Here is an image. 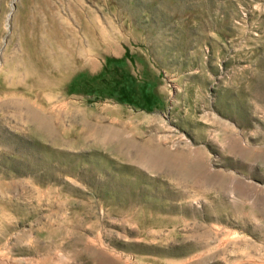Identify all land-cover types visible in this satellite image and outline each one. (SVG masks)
I'll use <instances>...</instances> for the list:
<instances>
[{
	"label": "rangeland",
	"instance_id": "1",
	"mask_svg": "<svg viewBox=\"0 0 264 264\" xmlns=\"http://www.w3.org/2000/svg\"><path fill=\"white\" fill-rule=\"evenodd\" d=\"M0 264H264V0H0Z\"/></svg>",
	"mask_w": 264,
	"mask_h": 264
},
{
	"label": "crops",
	"instance_id": "2",
	"mask_svg": "<svg viewBox=\"0 0 264 264\" xmlns=\"http://www.w3.org/2000/svg\"><path fill=\"white\" fill-rule=\"evenodd\" d=\"M124 51L123 50H119L118 53L116 54L117 57H122L124 55Z\"/></svg>",
	"mask_w": 264,
	"mask_h": 264
}]
</instances>
